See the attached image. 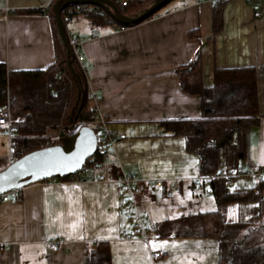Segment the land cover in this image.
I'll return each mask as SVG.
<instances>
[{
	"label": "crops",
	"instance_id": "crops-1",
	"mask_svg": "<svg viewBox=\"0 0 264 264\" xmlns=\"http://www.w3.org/2000/svg\"><path fill=\"white\" fill-rule=\"evenodd\" d=\"M53 1L0 0V62L9 71L42 70L56 62L61 37L50 15L41 12ZM214 3L173 0L129 27L94 23L83 14L67 17V32L79 40L90 66L89 88L98 97L91 108L107 119L112 134L125 138L116 140L100 167L79 179L36 182L19 199L0 202V264H85L99 241L109 242L112 264H219L216 238L145 240L134 228L128 192L117 179L121 172L137 175L138 206L154 224L186 213L181 198L189 194L200 197L197 211L205 208L203 195L211 193L197 186L198 156L162 124L202 116L201 96L183 91L177 75L198 53L206 86L213 84L216 69H256L261 119L247 134L245 162L264 168V0L258 8L228 0L216 34ZM11 146L0 124V170L9 165ZM153 180L163 181L162 187H149ZM54 239L63 241L49 246Z\"/></svg>",
	"mask_w": 264,
	"mask_h": 264
},
{
	"label": "trees",
	"instance_id": "trees-1",
	"mask_svg": "<svg viewBox=\"0 0 264 264\" xmlns=\"http://www.w3.org/2000/svg\"><path fill=\"white\" fill-rule=\"evenodd\" d=\"M57 1L50 5L49 15L54 26L53 7ZM113 1L125 15L137 16L155 0H127L126 6L122 5L126 0ZM227 1L215 0V34L222 29ZM164 7L139 23L154 17ZM76 14H83L94 23L113 22L121 27L136 25H122L101 7L79 4L63 8L65 27L67 17ZM67 38L70 52L63 41L59 42L56 62L45 69L9 71L6 64L0 62V107L9 106L11 110L16 159L41 149L49 129L58 130L74 122H86L96 112L91 108L88 72L77 60L68 32ZM177 75L183 91L201 96L202 116L167 120L162 124L167 131L184 137L187 150L198 156L200 176L204 178L199 187L209 190L216 207L166 219L156 224L155 233L160 238H216L219 264H264V178L254 186L235 188L228 183V178L218 176L220 168L230 171L247 159V134L261 119L256 69H216L213 84L206 86L198 53L192 61L177 69ZM106 155L96 152L86 163L88 170L61 179H79L82 173L100 167ZM121 175L122 172L117 179ZM210 176L214 178H207ZM235 205L237 209L233 211L237 210L241 216L237 220L229 218L230 208ZM244 207H248L245 213ZM85 264H112L109 242H96L88 251Z\"/></svg>",
	"mask_w": 264,
	"mask_h": 264
},
{
	"label": "water",
	"instance_id": "water-1",
	"mask_svg": "<svg viewBox=\"0 0 264 264\" xmlns=\"http://www.w3.org/2000/svg\"><path fill=\"white\" fill-rule=\"evenodd\" d=\"M171 0H155L137 16L125 15L113 0H58L53 9L56 27L68 52L70 46L62 10L71 5L87 4L101 7L122 25H134L153 15ZM98 149V136L94 129L84 126L73 136H63L59 144L26 154L0 170V194L49 178H65L79 173Z\"/></svg>",
	"mask_w": 264,
	"mask_h": 264
},
{
	"label": "built area",
	"instance_id": "built-area-1",
	"mask_svg": "<svg viewBox=\"0 0 264 264\" xmlns=\"http://www.w3.org/2000/svg\"><path fill=\"white\" fill-rule=\"evenodd\" d=\"M248 3L252 4L256 8L261 4L263 0H246ZM123 6L127 5V0L122 2ZM41 10L44 13L50 14V6H42ZM77 10H81V7H77ZM256 16L260 15V11L258 9L255 13ZM72 48L74 49V52L76 54L77 60L79 61L80 65L84 70L88 72L89 70V64L85 60V56L80 51V42L79 40L75 38H71ZM90 97L91 102L95 103L98 100L97 95L90 90ZM95 109V108H93ZM0 124L5 127V129L9 132L11 141L13 140V134H12V126H11V110L9 106H2L0 107ZM87 126L95 130L97 136H98V149L96 152H99L101 154H107L110 150V148L114 145L116 140L118 138H125V135H119L116 136L112 134V132L109 129V123L107 119L104 116L98 115L96 112L94 113V116L86 121V122H74L67 126H62L58 130H52L49 129L47 133L44 135L42 143V148L58 144L60 142V139L63 136H73L76 134L82 127ZM11 155L8 160V164L13 163L16 160V149L12 145L11 146ZM88 170L89 167L86 165L82 170ZM81 170V171H82ZM80 171V172H81ZM224 178H228L229 184L234 185L235 179L237 177H256L258 180L264 178V168L259 166H254L246 163L245 161H241L236 169L233 170H226V168L222 167L220 168L219 175ZM209 179L214 178V176L207 177ZM75 178H70V180H74ZM204 178H199L197 182V186L200 185V182H202ZM68 181V180H67ZM121 189L128 192V199H127V207L128 212L133 215L135 218L134 222V228L137 232H140L143 235V238L145 240H150L152 237L156 235V224L151 223L149 217L144 214L139 206L136 199V192L139 190L141 181L137 177V175L134 172H122L121 177L118 179ZM44 182H51V183H62L66 182L65 180H62L61 178L53 177L44 180ZM147 185L151 188H159L162 187L163 181L161 180H153L148 181ZM173 188H178V183L175 182L172 185ZM22 190L23 189H12L10 191L4 192L0 194V202H6L10 200H17L22 196ZM195 192L198 191V188H195ZM62 239H54L49 241V246L51 247H58L62 243Z\"/></svg>",
	"mask_w": 264,
	"mask_h": 264
},
{
	"label": "rangeland",
	"instance_id": "rangeland-1",
	"mask_svg": "<svg viewBox=\"0 0 264 264\" xmlns=\"http://www.w3.org/2000/svg\"><path fill=\"white\" fill-rule=\"evenodd\" d=\"M62 42V40H61ZM258 182V179L256 177L250 176V177H237L235 179V184L233 185L235 188H245V187H251L256 185ZM208 196V197H207ZM204 198H207L205 200L206 206L205 208H203V210H209V209H214L216 207V202L215 199L213 197V195H203ZM176 198V197H174ZM176 200V199H175ZM196 200L200 201V197L195 196V195H186V198H181L182 203H184L186 205V213L191 212V211H197L198 209L196 208V205L194 202H196ZM210 205V206H209ZM245 206V205H242ZM248 207H244V209L242 210L243 213L246 212ZM195 209V210H194ZM234 209H237V205L232 206L230 208L229 211V218L230 219H234L237 220L239 219L241 216L240 214L236 211H233Z\"/></svg>",
	"mask_w": 264,
	"mask_h": 264
}]
</instances>
